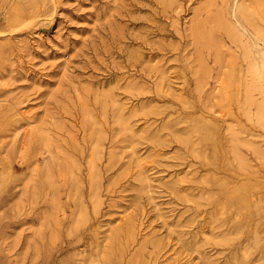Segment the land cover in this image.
I'll return each mask as SVG.
<instances>
[{
    "label": "rangeland",
    "instance_id": "374dc122",
    "mask_svg": "<svg viewBox=\"0 0 264 264\" xmlns=\"http://www.w3.org/2000/svg\"><path fill=\"white\" fill-rule=\"evenodd\" d=\"M0 264H264V0H0Z\"/></svg>",
    "mask_w": 264,
    "mask_h": 264
},
{
    "label": "bare ground",
    "instance_id": "6f19581e",
    "mask_svg": "<svg viewBox=\"0 0 264 264\" xmlns=\"http://www.w3.org/2000/svg\"><path fill=\"white\" fill-rule=\"evenodd\" d=\"M236 1V0H235ZM234 7H235V4H234ZM236 8V7H235ZM235 14H236V12H235ZM220 18V17H219ZM247 24V23H246ZM254 26V25H253ZM251 27V26H250ZM255 27V26H254ZM231 28V27H230ZM236 29V28H235ZM255 29V28H254ZM247 30V29H246ZM256 33V32H255Z\"/></svg>",
    "mask_w": 264,
    "mask_h": 264
}]
</instances>
